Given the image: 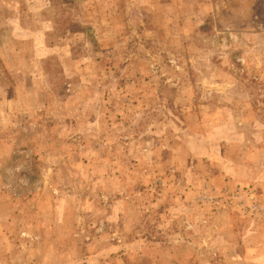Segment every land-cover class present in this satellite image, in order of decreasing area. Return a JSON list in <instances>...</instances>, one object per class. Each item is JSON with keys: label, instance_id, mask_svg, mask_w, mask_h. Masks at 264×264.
<instances>
[{"label": "rangeland", "instance_id": "1", "mask_svg": "<svg viewBox=\"0 0 264 264\" xmlns=\"http://www.w3.org/2000/svg\"><path fill=\"white\" fill-rule=\"evenodd\" d=\"M0 264H264V0H0Z\"/></svg>", "mask_w": 264, "mask_h": 264}, {"label": "trees", "instance_id": "2", "mask_svg": "<svg viewBox=\"0 0 264 264\" xmlns=\"http://www.w3.org/2000/svg\"><path fill=\"white\" fill-rule=\"evenodd\" d=\"M57 1V0H56ZM58 1H63V2H70L71 0H58Z\"/></svg>", "mask_w": 264, "mask_h": 264}]
</instances>
